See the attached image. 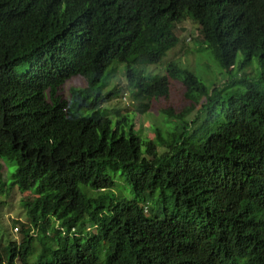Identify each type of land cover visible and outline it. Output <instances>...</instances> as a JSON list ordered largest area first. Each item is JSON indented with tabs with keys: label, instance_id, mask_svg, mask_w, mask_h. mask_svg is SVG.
Wrapping results in <instances>:
<instances>
[{
	"label": "trees",
	"instance_id": "16d2710c",
	"mask_svg": "<svg viewBox=\"0 0 264 264\" xmlns=\"http://www.w3.org/2000/svg\"><path fill=\"white\" fill-rule=\"evenodd\" d=\"M187 18L225 75L210 88L175 60L147 70ZM116 64L151 138L100 108ZM14 187L28 225L0 264H264V0H0V194Z\"/></svg>",
	"mask_w": 264,
	"mask_h": 264
},
{
	"label": "rangeland",
	"instance_id": "374dc122",
	"mask_svg": "<svg viewBox=\"0 0 264 264\" xmlns=\"http://www.w3.org/2000/svg\"><path fill=\"white\" fill-rule=\"evenodd\" d=\"M179 31L177 35L179 37V43L172 48L167 55L157 64H152L147 67V70L153 74H163L164 68L168 61L175 60L181 65L188 67L193 70L194 73L199 76L201 81L207 86L211 87L214 84H218L225 79L223 69L218 65V63L213 58L209 49L199 46L198 40L200 39L199 27L197 24L192 22L189 18L182 21L179 25ZM243 59V55L239 52L236 57L235 65L238 66ZM116 71L111 78L110 82L103 87L101 90H117V93L113 96H109L104 101L100 103V108L108 109L110 114L114 116V111L117 109L123 114H128L129 119L133 120L134 128L140 129L139 131L142 135H146L148 138L153 137V133L149 128V124L152 120V116L149 111L139 113L140 104L145 102L140 98H136V93L133 88H129L126 76L124 74L123 65H114ZM243 71L246 72L247 77L250 80L257 81L258 74L261 72V67L257 60L253 58L248 62ZM171 81V79H170ZM87 85L86 81L81 76H74L65 81V83L60 88V94L66 99L68 104L73 102L74 92H79L84 89ZM183 87L173 85L171 91L176 94H180ZM91 98L89 101L94 103ZM203 97L199 98L202 102ZM170 103V100H166ZM98 104L95 103L94 106H86L83 108L84 113H89L93 109L97 108ZM152 112H159L156 108H152ZM3 173H6V169H3ZM4 179L9 182V175L4 176ZM115 192L119 196H125L131 198L132 194L127 183L122 177H117L116 179ZM29 192H22L18 187L11 188L9 192H4L0 194V245L7 247L10 240H21V235L14 232V226H18V223L14 220H20L21 222H26L28 225V220L26 218L25 210L22 207L21 199L28 195ZM55 222L52 223L54 225ZM32 230V227H31ZM34 230L31 231V233ZM40 243L37 244V251L32 252L29 259L34 261L39 253Z\"/></svg>",
	"mask_w": 264,
	"mask_h": 264
},
{
	"label": "clouds",
	"instance_id": "9594fccd",
	"mask_svg": "<svg viewBox=\"0 0 264 264\" xmlns=\"http://www.w3.org/2000/svg\"><path fill=\"white\" fill-rule=\"evenodd\" d=\"M14 221H16V223H17V222H20V220H14ZM23 223H25V222H23ZM57 225H58V222H55V226H56V227H57ZM88 229H94V227L91 226V227H89ZM74 230H75V228H71V233H72ZM14 232L17 233V234L19 235V227H18V226H14ZM14 240H15V239H14ZM15 241H17V240H15ZM17 242H19V241H17Z\"/></svg>",
	"mask_w": 264,
	"mask_h": 264
}]
</instances>
